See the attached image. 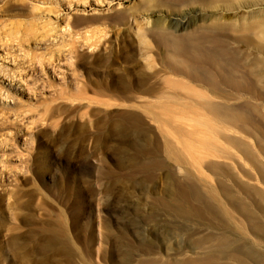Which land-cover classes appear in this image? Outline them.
I'll list each match as a JSON object with an SVG mask.
<instances>
[{"label":"rangeland","instance_id":"rangeland-1","mask_svg":"<svg viewBox=\"0 0 264 264\" xmlns=\"http://www.w3.org/2000/svg\"><path fill=\"white\" fill-rule=\"evenodd\" d=\"M185 263L264 264V0H0V264Z\"/></svg>","mask_w":264,"mask_h":264},{"label":"bare ground","instance_id":"bare-ground-1","mask_svg":"<svg viewBox=\"0 0 264 264\" xmlns=\"http://www.w3.org/2000/svg\"><path fill=\"white\" fill-rule=\"evenodd\" d=\"M250 26H252V25H250ZM255 25H253V27H254ZM249 29V28H248ZM157 40H158V42L161 44V45H165V46H169V47H171L172 49H173V51L174 52H178V53H180L181 51L183 52V50H185V46H184V44L182 43V42H180V41H177V40H172V39H170L169 37H167V35H163V34H159V35H157ZM171 61H175L176 62V60L173 58H171ZM188 69H190V68H188ZM190 73L191 74H197V71L196 72H194L193 70L192 71H190ZM186 264V263H185Z\"/></svg>","mask_w":264,"mask_h":264}]
</instances>
